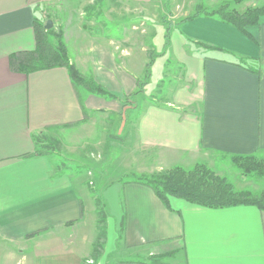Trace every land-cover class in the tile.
Masks as SVG:
<instances>
[{
    "label": "crops",
    "instance_id": "1",
    "mask_svg": "<svg viewBox=\"0 0 264 264\" xmlns=\"http://www.w3.org/2000/svg\"><path fill=\"white\" fill-rule=\"evenodd\" d=\"M93 1L0 0V250L5 243L17 246L19 238L33 241L31 264H90L100 235L97 226L93 234L82 232L84 211L93 203L85 179L61 171L55 154H36L40 137L84 125L98 110L121 113L119 100L136 89L148 52L133 47L125 32L132 27L123 21L118 36H88L82 30L96 24L95 19L70 21L65 26L68 48L77 37L69 49L71 60L116 96L88 92L82 101L66 67L25 74L12 68L10 56L35 48L34 21L43 20L45 8L75 10ZM242 3L255 6L259 1ZM115 8L110 5L108 11H125ZM178 30L176 56L195 86L178 92L175 103L141 104L135 132L128 134L141 158L128 172H150L147 155L161 169L198 162L214 166L216 158L239 154L264 157V17L248 27L251 37L204 14ZM121 175L102 181L105 189L115 184L113 195L124 199L121 240L109 248L105 235L96 264H153V255L169 252L162 259L167 264H264V211L257 206L210 208L171 196L169 208L152 188L124 182Z\"/></svg>",
    "mask_w": 264,
    "mask_h": 264
},
{
    "label": "rangeland",
    "instance_id": "2",
    "mask_svg": "<svg viewBox=\"0 0 264 264\" xmlns=\"http://www.w3.org/2000/svg\"><path fill=\"white\" fill-rule=\"evenodd\" d=\"M225 1L230 2V8H236L239 11H243L244 8L248 7L244 3L240 4L242 1L237 2L236 0H116L115 3L112 0H96L87 3V5L80 4L81 6H76L75 10H72V8L66 10V8H61L59 5H54L48 9L45 8L44 14H40V16L43 15L45 24L48 19L52 20L53 30L56 32L60 29L63 30L65 41V26H68L70 21L76 23L81 20L88 22L95 19L96 24H90L86 30H82L88 36H105L110 32H115L117 36L121 35L124 26L119 25V22L123 21V23L132 27L125 32L133 38L135 42L133 47L142 50L146 48L148 52L146 64L151 56L155 58L150 82L146 84L144 91L135 97L138 103L137 108L131 109L130 106L132 105L124 106L123 98L125 95L119 100L123 105L121 113L98 110L89 116L84 125L74 124L63 128V130L46 133L43 137H40L39 149L55 154L60 170H67L73 172L74 176L78 175V177L84 178L86 181L84 187L92 192L93 203L90 207L88 202V209L84 211L82 232L93 234L97 226L100 235L94 244L91 256L93 261L90 260V262L92 261L90 264H96L98 258L94 256L98 254V251L102 252L101 244L105 240V235L109 237L107 243L109 248L113 245L116 246L117 241L120 242L122 215L125 213L123 196L119 193L116 196L113 195L115 184L111 188L105 189L102 181H108L121 173V176L125 177L126 175L127 179H135L137 176L145 174L128 172V170L135 169L128 168L129 165L141 158L138 151L133 152L137 142L133 141L132 137L128 135L135 132L134 123L137 120L139 111H141V104L174 102V100H177L178 92L185 91L188 88L192 91L195 86L186 78V64L176 56V53H178L176 51L179 49V46L175 44L179 34L180 24H177L178 21L194 13L197 7L211 10ZM258 1V5L264 3V0ZM74 5L78 4L74 3ZM110 5L119 8L120 11L124 9L125 11L111 13L108 11ZM110 19L117 21V23L111 25L109 23ZM168 21L174 23L169 37L167 36ZM76 40L77 37L75 36L70 41V52H72V46ZM140 40L146 43L145 46H143V43L140 44ZM145 68L146 65L137 79H144ZM86 94L88 92L81 89L83 98ZM125 110H127V114ZM123 114L126 115L125 129L122 128ZM87 115L89 114L86 113L85 117ZM142 157L144 158V156ZM145 159H147L146 169L150 171L146 174L162 173L177 165L186 169H190L195 165L177 164L161 169V165L156 158L147 155ZM207 165L219 175L226 176L238 190L250 189L254 192H260L264 189V176L244 174L232 160V157L216 158L214 166ZM124 169L125 171H123ZM21 240L19 238L14 241L17 246L4 244V251L1 252L0 250V264H31L33 241L29 243L27 241L21 242ZM8 249L14 250V257L11 255V250L8 251Z\"/></svg>",
    "mask_w": 264,
    "mask_h": 264
},
{
    "label": "trees",
    "instance_id": "3",
    "mask_svg": "<svg viewBox=\"0 0 264 264\" xmlns=\"http://www.w3.org/2000/svg\"><path fill=\"white\" fill-rule=\"evenodd\" d=\"M236 1L241 2L242 0ZM201 14L211 17L216 16L232 24L244 34L251 37L248 27L257 25L261 17H264V3L261 5L248 6L243 11L230 8L229 1L222 2L217 8H212L211 10L197 7L194 13L183 17L177 24L192 20ZM167 24V36L169 37L174 23L168 21ZM34 29L36 37L35 48L14 52L10 56L11 66L14 70L29 74L41 69L64 66L68 69L69 75L79 92L80 89H84L89 93L116 97L115 94L98 82L94 75L82 72L77 64L71 60L69 48L64 39V32L62 29L58 32L53 30V28L47 29L45 22L39 18H36L34 21ZM198 44L205 47L217 48V46L203 42H198ZM154 63L155 58L151 56L146 64L144 79H137V88L123 98L124 106L128 107V105H132L130 106L131 109L138 107L135 97L143 92L146 84L150 82ZM131 97L134 98V100L132 98L133 101ZM80 98L82 101L81 95ZM125 112L127 114V110H125ZM35 153L44 154L48 152L40 150L37 146ZM231 157L244 174L264 176L263 157L256 154H239L232 155ZM124 179V182L134 181L149 186L169 208H171L170 197L175 196L183 198L193 204L210 208L255 205L264 211V189L260 192H254L250 189L238 190L234 183L229 181L226 176L219 175L203 162L196 163L190 169L177 165L162 173H145L137 176L135 179H127L125 175ZM124 224L123 216L121 222L122 229L124 228ZM172 253L173 252L153 255L151 257V263L167 264L164 263L162 259Z\"/></svg>",
    "mask_w": 264,
    "mask_h": 264
},
{
    "label": "water",
    "instance_id": "4",
    "mask_svg": "<svg viewBox=\"0 0 264 264\" xmlns=\"http://www.w3.org/2000/svg\"><path fill=\"white\" fill-rule=\"evenodd\" d=\"M45 26H46L47 29L52 28V26H53V22H52V20H51V19H48L47 22H46V24H45ZM125 121H126V115L123 114L122 128H123V126H124V124H125Z\"/></svg>",
    "mask_w": 264,
    "mask_h": 264
}]
</instances>
